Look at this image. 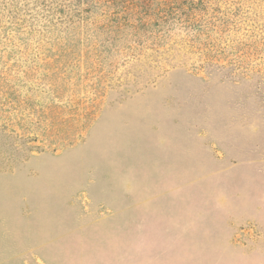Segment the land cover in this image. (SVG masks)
I'll return each instance as SVG.
<instances>
[{"label":"rangeland","instance_id":"1","mask_svg":"<svg viewBox=\"0 0 264 264\" xmlns=\"http://www.w3.org/2000/svg\"><path fill=\"white\" fill-rule=\"evenodd\" d=\"M0 264H264V0H0Z\"/></svg>","mask_w":264,"mask_h":264},{"label":"crops","instance_id":"2","mask_svg":"<svg viewBox=\"0 0 264 264\" xmlns=\"http://www.w3.org/2000/svg\"><path fill=\"white\" fill-rule=\"evenodd\" d=\"M137 228L147 229L146 226L151 227V233L159 238H169L174 234L173 228L174 224L169 222H151L147 224L146 222H141L138 224ZM140 235H143L140 233ZM145 235V233H144Z\"/></svg>","mask_w":264,"mask_h":264}]
</instances>
